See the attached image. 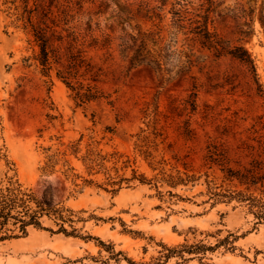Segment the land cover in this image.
Listing matches in <instances>:
<instances>
[{"label": "rangeland", "instance_id": "374dc122", "mask_svg": "<svg viewBox=\"0 0 264 264\" xmlns=\"http://www.w3.org/2000/svg\"><path fill=\"white\" fill-rule=\"evenodd\" d=\"M140 1L0 0V189L71 220L44 212L0 264H264V221L205 161L264 142V0Z\"/></svg>", "mask_w": 264, "mask_h": 264}, {"label": "trees", "instance_id": "16d2710c", "mask_svg": "<svg viewBox=\"0 0 264 264\" xmlns=\"http://www.w3.org/2000/svg\"><path fill=\"white\" fill-rule=\"evenodd\" d=\"M140 3V5H145L142 0ZM155 9L156 8L153 7L150 11L147 10V13H151L152 16L158 17L159 14L155 13ZM172 14L176 17V22L181 21L179 11H174ZM198 30L199 31H197L196 34L199 36V42L202 47L213 49L216 53L229 54L240 62L249 65L253 70V63L250 59V55L242 47H235L231 50L223 49L217 37L209 33L206 28ZM35 37L41 42V52L45 56L46 41L43 40L39 33L35 35ZM159 57L160 55L155 52L151 53L149 50L138 49L134 61L137 62L140 58H144L148 65H160ZM42 62H46V57H44ZM256 142L258 143L257 146L242 143L240 147H237L240 154L245 153V157H248V161L244 165L237 161H231V159L227 157V153L223 150H219L216 145L207 146L205 161H207L210 167L219 170L222 173L223 179L234 187V190L229 191L228 194L215 193L214 196H218L219 200L226 199V201H230L235 199L239 202L245 203L255 219L258 222H263L264 142L260 140ZM231 162L236 164V167H232ZM33 200L34 198L32 195L24 192L17 181H10L6 188L0 189V233H3V235L0 236V240L12 237L11 235L15 231L20 233L21 236H24L27 232L26 228L30 225L39 227V219L44 212H53L58 214L59 219L62 221L67 220L68 222H71V220L65 219L59 210H54V208H51L50 205H47L46 203L35 202L36 209L32 210L29 203ZM59 230L66 233V230L62 225H60Z\"/></svg>", "mask_w": 264, "mask_h": 264}]
</instances>
